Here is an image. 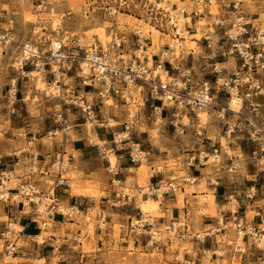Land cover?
<instances>
[{
    "label": "built area",
    "instance_id": "2783aa9c",
    "mask_svg": "<svg viewBox=\"0 0 264 264\" xmlns=\"http://www.w3.org/2000/svg\"><path fill=\"white\" fill-rule=\"evenodd\" d=\"M57 0H32L37 12L46 9L50 3ZM105 1L102 10L114 20L111 28L110 42L105 49L98 41L84 46L80 40H72L69 44L58 43L55 50L51 44L48 52L40 50L30 42L18 44L10 29H3L0 8V47L4 50L16 48L13 60V69L21 79L33 82L32 73L46 75L50 80V87H54L52 95L60 99L65 105L77 111L86 124L95 123L96 109L106 107L108 101L120 98L133 86L147 90L146 103L156 122L158 118L168 119L169 127L177 136L183 137L191 129L194 120L197 127L201 125L199 114L211 110L215 118L225 127L224 139L240 141L242 145L250 148V159L256 163L264 160V30L254 29L251 21L242 14L235 15L228 28L222 32L223 43L220 46L221 57L227 62L234 63V72L224 74L213 67L212 81H203L194 84V75L191 67H183L180 55L175 57V64L169 62L168 49L161 51L157 60L151 67L147 65L145 54L151 41L145 38L143 31L137 30V50L134 61L125 63L121 52L122 39L117 37V15L144 13L149 24L154 29L168 31L174 47H182L185 40L182 37V27L186 34L192 29V20L200 16V12L216 6V0H195L190 7H178L172 0H99ZM241 0H234L233 8L236 10ZM219 20V19H218ZM215 26L223 27V22L215 21ZM206 48L213 51V42L210 37H204ZM217 45V43H216ZM180 60V61H178ZM169 65V69L167 68ZM165 75L162 81L161 75ZM73 81V82H72ZM17 80L10 81L6 94V103L11 115L17 94ZM226 101L224 105L218 103L220 98ZM223 97V98H222ZM63 114L56 116L55 122H63ZM133 122L125 123L120 132L112 134L111 149L101 150L95 145L98 152L106 162L105 173L110 177L109 182L114 189L109 206L114 209H123L133 205L138 216L129 225V232L138 238H146L145 248L151 250L156 256H163L164 247L181 246L187 239L185 223H170L159 227L155 217L144 214L139 204L144 200L160 201L177 191V184L172 181H159L147 186L135 185L131 187L122 179L120 169L112 165L108 153L124 154L131 165L141 166L147 163L150 151L144 150L132 140ZM99 128L110 129L108 123H102ZM67 128L61 126L60 130L49 131L43 139L50 144L47 157H41L38 150L39 138L35 134L20 132L17 138L22 141L21 147L12 152L16 165L28 162L26 172H17L13 169L0 168V206L11 209L19 206L24 215H28L26 225H18L13 218H7L6 224L0 227V246L3 259L0 264H6V259H15L22 247V240L27 226L32 224L38 233L28 236V242L39 248L47 247L51 236H44L55 222L73 221L81 216L76 205L65 203L60 194L71 189L69 177L71 169V156L65 150L64 136ZM61 137L60 141L57 139ZM105 145L107 144L104 142ZM104 145V146H105ZM48 147V145H46ZM221 145L211 150H200L187 158V166L204 167L208 156L213 157V163L221 155ZM106 152V154H105ZM41 160V161H40ZM204 164V165H203ZM183 183L194 185L196 177H182ZM217 185V184H216ZM228 209L222 213L217 221V227L197 233L190 237L191 242L205 244L213 241L215 245L234 247L239 254H245L246 240L250 239L254 248L261 250L257 264H264V179L260 184H254L244 193V200L252 207L258 208L257 223H249L245 215L240 213L236 198L227 197ZM106 216L99 217V229L105 227ZM182 229V231H180ZM229 231L235 234L234 239L227 237ZM54 239V238H53ZM75 243L73 253L77 258H71L59 241H54L49 247L52 264H84L83 257L78 251L80 240L73 238ZM209 242V243H210ZM261 246V247H260ZM206 255L207 252L202 253ZM214 256L220 253L212 252ZM172 264H194L192 260L180 253H175Z\"/></svg>",
    "mask_w": 264,
    "mask_h": 264
},
{
    "label": "rangeland",
    "instance_id": "374dc122",
    "mask_svg": "<svg viewBox=\"0 0 264 264\" xmlns=\"http://www.w3.org/2000/svg\"><path fill=\"white\" fill-rule=\"evenodd\" d=\"M194 1L195 0H172L171 2L177 4L178 7L186 6L187 11L190 12V7H192ZM102 2L103 1L99 0H57L50 3L46 9L37 12L33 7L32 0H0L1 14L3 17L2 27L3 29H7L9 25L8 29H10L11 33L15 36L18 44L30 42L44 52L49 51L53 42L59 41L62 42L63 45H66L72 40H80L84 46H89L93 41H98L105 49L108 47V43L111 40L110 32L115 22L102 10V8L106 7L104 4L105 1L104 3ZM180 2L184 3L182 4ZM216 2L215 7L202 10L200 16L192 20V25H195L193 26L194 30L196 29L195 36L186 34L181 22L183 30L182 37L186 39L184 41L190 39L202 40L200 42L202 48L200 49H202L204 54H208L207 51H210L206 49L204 37H210L213 42V51L209 53L212 58L209 59L208 63L202 64L201 60H187V62L186 60H182L180 62L181 65L182 62H184V67H193V75L195 80H197L194 84H199V78H211V72L214 66L222 70V76L234 72V63L232 61L227 62L226 59L222 58L220 56L222 51L219 48L223 43L222 32L225 28H228L230 21L235 15L242 14L247 20L251 21L254 25V29L264 30V0H241V4L236 10L233 8L234 0H216ZM216 20L223 22L224 26H215ZM116 27L117 37L122 39L123 44L120 50L124 56L122 59L125 63L134 61L133 55L137 50V38L135 36L137 30L143 31L145 38L151 41L153 45L152 49L147 48V52L141 56V59L146 56L148 57V67L152 65L151 55L158 53L159 49L161 51L168 49L167 46L164 48L160 46L172 42L170 33L168 31L154 29V27L149 24L144 13H141L139 16L136 14L117 15ZM183 47H185L186 50L183 49ZM180 49L179 54L181 55V51H183L184 56L187 55L189 49H193L194 51L197 50L195 44L187 42L183 44ZM179 54L177 53L176 55L173 51L169 52L168 58L175 64V57H178ZM15 55V47L6 50L0 47V166L3 163H10V149L11 146L14 147V142L11 139H18L17 134L20 132L35 134L37 138L41 139L39 143H43L49 147L50 144H47L46 139L43 138L47 132L60 130L61 126L68 129L65 134H69L71 139L73 137L75 139H84L87 141L90 136L89 134H93L94 130L103 133L108 130L111 135L112 132H120L123 124L133 122L135 125L131 133L133 137L132 140L134 141V139L140 138L142 143L143 140L149 138L151 143L149 145L151 146L145 147H149L155 156H161V158H154L153 156L148 159L147 163H144L148 166L145 176L142 172L139 173L138 171V185L147 186L149 183L145 181V177H147V173L148 175L152 174L151 168H155L157 172L173 171L175 173L173 178L179 179L184 177L186 175L181 170L187 168V166L185 165L184 158L181 157L182 154L186 156L194 155L198 153V149L201 147L209 151L217 147L220 138H224V124L215 118V113L211 110L204 111L206 114L204 121L199 116L202 121L201 125H205L198 129L197 122L194 120L193 126L185 136H177L169 127L168 119L165 117L166 115H164L163 119L158 118L156 122L154 114L150 109V103L145 102L147 90L137 86L131 87L124 95L123 100L117 98L113 100V102L108 101L106 107L99 106L96 109L95 123L91 126L85 123L82 116L77 111L65 105L60 99L52 95L51 91H49L50 80H46V82L43 80L48 90L42 93L37 89V80L42 78L38 74L32 73L31 77H33V82L28 79L22 80L18 73L12 68ZM217 63L220 65H216ZM167 68L169 69L168 64ZM161 78L162 81L166 80L164 74L161 75ZM13 79L17 80V94L14 105L16 112L14 115H11L6 103V94L9 89L10 81ZM218 103L224 105L226 101L224 98H220ZM59 113L63 114V122L61 124L55 122L56 116ZM102 123H108L113 126L110 129L99 128V125ZM108 138L110 137L108 136ZM60 139L61 137L59 136L57 141H60ZM226 141L227 144L221 147L222 152L220 161L216 164H212L213 160L209 155L208 157L211 159L208 163L204 162L205 165L207 164L204 168H208L210 173L217 170L227 171L229 168H232L237 178V184L240 183V185H244L246 188L249 187L250 184H260L262 179H264V160L260 163H256L250 159V148L242 145L241 142L237 140L226 139ZM98 144L100 143L98 142ZM21 145L19 147H21ZM19 147L15 145L16 150ZM102 148L107 152L111 149V144L107 143L105 146H102ZM67 153L70 154V152ZM107 156L109 159L110 157L114 159L113 153H108ZM152 159H155V161L153 164H150ZM90 165H92V163ZM79 172V167L76 168L71 166L69 177L71 179V191L73 194H85L90 197H95L96 199L99 196H104L98 192L95 183L80 182ZM177 172L180 173L177 174ZM132 180L133 178H130L128 182L132 184ZM75 189L78 190V193H75ZM144 213L147 214L148 212L144 211ZM149 215L157 217V211ZM212 215H215V213L213 212ZM92 217L94 218V214H92ZM90 220H87V222H89L87 232L92 234L96 223ZM120 229L121 228L118 226L115 227L117 232H119ZM50 235L51 229L44 234V236L47 237ZM80 242L82 246L81 249L85 252L89 251L90 248L87 246L84 239ZM59 243L62 242L60 241ZM31 249L35 251L39 250L38 246L35 244H32L30 251ZM46 251L47 250L44 251L45 255ZM78 251H80V249H78ZM27 252L28 249L26 253ZM33 255V257H27L30 259L32 258V260L26 257L25 260H20L19 256L17 259H6L5 263L45 264L43 260L36 261L39 259L35 257V254ZM154 258L153 256L152 258L149 257V255H141V257L138 258L139 260L132 261L127 257L126 259H122L121 256V258H117V260L118 264H149ZM210 258V254L207 255V260ZM236 258L238 261V257ZM257 258L258 257L252 258L250 264L258 263L259 258ZM241 262L244 264L243 260L240 261V263Z\"/></svg>",
    "mask_w": 264,
    "mask_h": 264
},
{
    "label": "crops",
    "instance_id": "0c3cea01",
    "mask_svg": "<svg viewBox=\"0 0 264 264\" xmlns=\"http://www.w3.org/2000/svg\"><path fill=\"white\" fill-rule=\"evenodd\" d=\"M180 3L183 4L184 2ZM193 26L195 25H192V29L188 34L190 36L196 35V29L194 30ZM8 28L9 25L7 26V29ZM201 41L195 39L183 41V44H185L186 42L195 44L197 50L194 51L193 49H189L186 56H184L183 51H181L180 60H186V62L187 60H201L202 64L208 63L209 59L212 58V56L209 54L211 52L207 51L208 54H204L202 49H200L202 48V44L200 43ZM160 47L164 48L163 45H161ZM152 48L153 45L151 43V45L148 46V49ZM183 49H185V47H183ZM160 53L161 50L159 49L158 53L151 55L152 63L157 60V57L160 55ZM146 62L148 64V60ZM169 62H171L170 59ZM217 64L220 65L219 63ZM182 66L184 67V62H182ZM41 76L45 82L46 80H49L46 75ZM193 79L194 82L197 81L195 80V78ZM199 80L200 84V82L206 80L212 81V77H205L203 79L199 78ZM203 125H199L198 129ZM115 133L117 132H112L110 135L108 130L104 133L94 130L93 134H89L90 136L87 141H85L84 139H75L73 137L71 139L69 134H65L64 147L66 152H70V154L68 155L72 158L71 166L80 168V182L95 183L98 192L100 194H103L104 196H99L96 199L95 197H90L87 195H76L72 193L71 189H69L63 195L60 194L61 200H63L65 203L76 205L78 207L81 216L78 219L69 222L62 221L60 218H58V221L55 222L53 228L51 229V241L48 242L47 247H43L41 249L38 247L39 250L37 251H35L34 249H31L30 251V247L32 246V244L28 242V236L36 235L38 231L34 225H28L22 240V247L15 259L20 256V260H25V257H33V254H35V257L39 259L36 261L43 260L45 264H52V261L49 260V247L53 244V240L62 242L61 244L65 246L64 249L68 253L69 257L77 258L79 256L72 252L73 247L75 246V243L72 241L73 238H76L80 241L84 239L87 246H89L90 248L89 251L85 252L81 249V244L78 246V249H80L79 252L83 257L84 264H118L117 258H121V256L122 259H126L127 257L132 261H137L139 260L138 258H140L141 255H149V257L151 258L152 256L155 257L154 260H151V262H149V264H172V258L175 253H180L186 258L192 260L194 264H242V262L240 263V261L242 260L244 261V264H250V260L252 258H259V256L263 254L261 250H257L256 248H254L253 243L250 239H245V254L237 253L234 247H228L226 245H215L213 241H208L205 244L191 242V236L217 227L219 216L222 213L226 212L228 209L229 205L226 200L228 196H232L233 198L237 199L240 207V213L245 215L249 223L258 222L259 218L257 217V215L259 212L256 206L252 207L250 204H248V202L244 200L245 191L252 185L250 184L249 187L246 188L244 187V185H240V183L237 184V178L234 175L235 173L233 172L234 169L229 168L227 171L217 170L210 173L208 171V168H204L198 165L189 167L187 166L188 156L184 154H182L181 157L184 158V162L187 168H183L181 171L185 173L186 176L184 177H196L197 182L194 185H189L182 182V177L179 179L173 178V175L175 174L173 171L157 172L155 168L150 167L152 174L148 175L147 173L146 177V181H148L149 185L156 184L159 181L174 180L178 185L177 191L167 197H164L160 201H156L157 203H159L158 209H155L154 202L146 201L141 205V211H146L148 213L157 211V217H155V220L161 228L169 225L170 223H185L187 227L186 234L188 235V237L181 246L171 248L164 247L165 253L160 257L156 256L155 253L151 250L145 248L144 242L146 238L135 237L129 232V225L131 221L138 216V212L134 209L133 205L130 207H125L123 209H114L109 206V202L113 197L114 189L109 182L110 177L107 176L104 172V167H106L107 164L105 160H103L102 155L98 152L95 145H105L104 142L110 143V140L108 139H111L112 134ZM108 136L110 138H108ZM11 140L14 142V147L11 146L10 149V163H3L1 164L0 168H14L17 172L28 171L30 163L25 162L23 163V165L20 164V166L18 167L15 164L16 159L12 156V152L16 150L15 145H18L19 147L22 144L21 141L19 139ZM221 140L222 138L219 139V144L217 145V147L221 145ZM98 142L100 144H98ZM134 142L139 144L144 150L150 151L149 159L153 156L154 158H161V156H155L152 153L153 151L149 149V147H145L151 146L149 145L151 144L149 138L142 141L144 145L141 143L140 138L136 140L134 139ZM203 149L205 148L201 147L198 149V151ZM38 150H40L41 157L48 159L47 154L48 152H50V146L46 147V145H44L43 143H39ZM220 152H222V148L220 149ZM114 161L115 163H117V166L120 169V174L125 183L127 185H130L131 187L138 185L137 180L139 177V173L136 170L137 167L140 166L131 165L124 154L116 155V157L114 156ZM154 161L155 159H152V162H150V164H153ZM91 163L92 165H90ZM178 173L180 172H177V174ZM130 178H133L132 184L128 182ZM213 212L215 213V215H212ZM250 213L253 215H251ZM92 214H94V218L92 217ZM101 215L107 217L105 221V227L103 229H99L98 227L99 217ZM28 217V215H24L23 212H21L19 206H13L11 209L5 208V206L3 205L0 206V227H3L6 224L7 218H13V220L18 225H26ZM90 219L96 223L95 229L92 234H89L87 232L89 223L87 222V220ZM117 226L121 228L119 232L115 230V227ZM180 231H182V229ZM227 237L230 239H234V232L229 231ZM27 249L28 252L26 253ZM45 250H47L46 255L44 254ZM204 251L207 252L206 255L202 254ZM212 252L220 253V255L214 256ZM209 254L211 258L207 260V255ZM236 257H238V261L236 260ZM2 259L3 254L0 247V262L2 261ZM30 260H32V258Z\"/></svg>",
    "mask_w": 264,
    "mask_h": 264
},
{
    "label": "bare ground",
    "instance_id": "6f19581e",
    "mask_svg": "<svg viewBox=\"0 0 264 264\" xmlns=\"http://www.w3.org/2000/svg\"><path fill=\"white\" fill-rule=\"evenodd\" d=\"M181 25V24H180ZM186 40V39H185ZM170 45H171V47L172 48H174V49H172V51H173V53L174 54H176L177 55V53L179 54L180 53V48L181 47H174V45H173V43L172 42H170L169 43ZM182 45H183V43H182ZM53 48L55 49V50H57L58 49V43H56V42H53ZM171 51V52H172ZM166 52H167V50H166ZM180 55V54H179ZM218 65V64H217ZM218 71H220V69H217ZM39 76H41V75H39ZM42 77V76H41ZM37 89L42 93V92H45L46 90H48L47 89V86H46V83L43 81V79L42 78H39L38 80H37ZM49 91H52V93H53V91H54V87H50V90ZM205 113L204 112H201L200 114H199V116H200V118H202L203 119V121H204V118H205ZM201 120V119H200ZM202 122V121H201ZM204 123V122H203ZM96 137V136H95ZM221 144H222V147H224L226 144H227V141H226V139H224V138H222V140H221ZM98 146H100L101 147V150H102V152H103V150H105L104 148H102V146H104V145H98ZM209 157H211L212 158V160H213V157L210 155ZM208 157V158H209ZM211 158H209V161H210V159ZM208 161V162H209ZM217 161V163L220 161V156H219V159H217L216 160ZM110 162H111V164L112 165H115V161H114V159H112L111 157H110ZM207 162V163H208ZM262 162V161H261ZM136 171H139V173L140 172H142V174H144V176H145V172H147V166L143 163L140 167H137V170ZM146 178V177H145ZM147 180V178L145 179V181ZM139 183V182H138ZM75 191V193H78V190L77 189H75L74 190ZM81 192V191H80ZM87 194V193H86ZM85 195V194H84ZM146 201H152V202H154V204H155V209H158L159 208V203H157L156 201H153V200H151V199H148V200H145V201H142L141 203H140V205H139V207H140V210H141V205L144 203V202H146ZM143 212V211H142ZM144 213V212H143ZM145 214V213H144ZM147 214H150V212L149 213H147ZM251 219V218H250ZM210 253V252H209Z\"/></svg>",
    "mask_w": 264,
    "mask_h": 264
}]
</instances>
